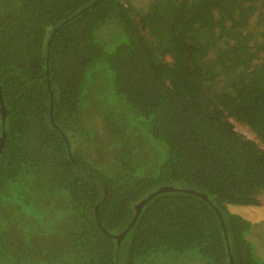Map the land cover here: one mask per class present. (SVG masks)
Returning <instances> with one entry per match:
<instances>
[{
  "label": "trees",
  "instance_id": "1",
  "mask_svg": "<svg viewBox=\"0 0 264 264\" xmlns=\"http://www.w3.org/2000/svg\"><path fill=\"white\" fill-rule=\"evenodd\" d=\"M229 205L264 206V0H0V264H259Z\"/></svg>",
  "mask_w": 264,
  "mask_h": 264
},
{
  "label": "rangeland",
  "instance_id": "2",
  "mask_svg": "<svg viewBox=\"0 0 264 264\" xmlns=\"http://www.w3.org/2000/svg\"><path fill=\"white\" fill-rule=\"evenodd\" d=\"M112 24L114 25L115 23H112ZM117 36L118 34H116V31H114L112 37L116 38ZM236 127L238 130L246 134L249 133L248 131L249 128L241 122L237 121ZM143 135H148V134L147 132H145L143 133ZM164 148L167 150V147H164ZM157 157H158V161H161V159H163L164 157V154L161 152H158ZM107 161L110 162L111 164L114 163L110 160V158ZM229 208L232 212H235V213H238L244 216L248 220H251L254 224L257 223L258 229H256L255 227H252L246 233V235H247L248 240L251 242L254 255L258 259L259 264H264V206L229 205ZM63 218H64V213L58 216V222L62 221ZM62 233H63V230L57 234L50 235L49 239L54 241L56 238L60 237ZM193 259L195 260V262L201 263L199 255Z\"/></svg>",
  "mask_w": 264,
  "mask_h": 264
},
{
  "label": "water",
  "instance_id": "3",
  "mask_svg": "<svg viewBox=\"0 0 264 264\" xmlns=\"http://www.w3.org/2000/svg\"><path fill=\"white\" fill-rule=\"evenodd\" d=\"M3 140H4V137L2 138L1 140V144L3 143ZM164 190H191L190 188H186V187H162V188H158L156 190H152L150 189V191L148 192V194L146 195V197H144V199L137 205L138 207H143L145 204H146V201L154 194H156L157 192H160V191H164ZM133 221V219H132ZM126 232V230L122 233H120L118 235V238L121 239L124 235V233ZM227 241H228V246H229V251H230V254H231V259H232V243H231V240L230 238H227Z\"/></svg>",
  "mask_w": 264,
  "mask_h": 264
}]
</instances>
